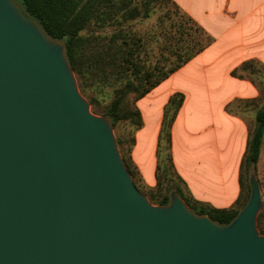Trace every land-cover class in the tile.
Here are the masks:
<instances>
[{
  "label": "water",
  "instance_id": "95a60500",
  "mask_svg": "<svg viewBox=\"0 0 264 264\" xmlns=\"http://www.w3.org/2000/svg\"><path fill=\"white\" fill-rule=\"evenodd\" d=\"M228 223L177 190L154 204L108 115L91 110L66 54L16 0H0V264H264L255 174Z\"/></svg>",
  "mask_w": 264,
  "mask_h": 264
},
{
  "label": "crops",
  "instance_id": "0c3cea01",
  "mask_svg": "<svg viewBox=\"0 0 264 264\" xmlns=\"http://www.w3.org/2000/svg\"><path fill=\"white\" fill-rule=\"evenodd\" d=\"M171 1L209 43L136 102L143 125L134 131L129 162L145 184H157L159 164L163 174L167 169L162 137L165 108L180 92L184 101L171 128L173 170L195 200L231 208L241 193L249 129L229 105L256 92L251 82L231 73L247 60L264 64V0Z\"/></svg>",
  "mask_w": 264,
  "mask_h": 264
},
{
  "label": "trees",
  "instance_id": "16d2710c",
  "mask_svg": "<svg viewBox=\"0 0 264 264\" xmlns=\"http://www.w3.org/2000/svg\"><path fill=\"white\" fill-rule=\"evenodd\" d=\"M16 1L31 17L40 22L50 38L65 41L68 60L80 77V83L83 88L90 85V83L119 87L117 95L104 109V114L110 116L114 127L120 122L128 121L135 129L140 128L143 125V117L141 111L136 106V102L178 70L209 43L204 44L186 57H179L178 61L168 68L158 63L147 65L138 52L139 46L142 45L140 37L136 38L129 32L123 31L114 32L109 37H102L95 33L91 35L84 33L91 26V23L102 27L108 23V20L115 18L123 9L125 11L122 13V16L125 19H133L139 16L141 14L139 7H128L131 4V0ZM231 74L236 76V69ZM183 101L184 94L180 92L175 93L166 105L164 113L162 137L166 139L167 159L171 168H174L170 152L171 128ZM263 137L264 103L257 111L256 127L248 140L247 150L243 158V162L253 166V169L256 168L261 154ZM117 139L120 145L122 139ZM133 142L134 139L132 138L131 143ZM124 158L133 177H135V169L128 161V158L126 156ZM161 168L162 165L159 164L157 173L158 182L160 180ZM167 174L168 170L166 169L164 171L165 177ZM135 183H137L136 180ZM240 186V196L235 206L231 208H216L205 205L195 200L179 185H175L174 190H177L197 213L207 214L215 221L225 224L238 214L239 210L249 199L251 184L248 187V193L244 195L242 192L241 174ZM170 193L169 190L162 193L161 187L158 184L157 187L150 188L147 195L154 203L167 204L170 201ZM263 216L264 210L260 212L258 217V226L262 233H264Z\"/></svg>",
  "mask_w": 264,
  "mask_h": 264
},
{
  "label": "rangeland",
  "instance_id": "374dc122",
  "mask_svg": "<svg viewBox=\"0 0 264 264\" xmlns=\"http://www.w3.org/2000/svg\"><path fill=\"white\" fill-rule=\"evenodd\" d=\"M130 2L131 4L128 7L137 6L141 9L139 16L133 19H125L122 16V13L125 11L123 9L122 12L115 18L108 20V23L102 27L91 23V26L84 33L86 35L95 33L102 37H109L117 31L129 32L136 38L140 37L142 45L139 46L138 52L141 58L146 61L147 65H155L158 63L165 66V68L176 63L179 57H186L193 53L209 40L185 12L171 0H131ZM75 74L78 79L80 91L89 100L92 112L105 115L104 109L117 95V89L119 87L90 83V85L83 88L80 83V77L76 72ZM235 77L251 82L256 88L253 96L237 97L229 105V109L240 116L248 126L250 138L256 127L257 111L264 103V64L256 59L247 60L236 68ZM114 131L117 138L122 139L119 147L120 149L122 148L121 153L122 155L124 153L123 157L126 156L128 158V150L132 144L131 139L133 138L135 127L128 121L120 122L114 127ZM163 145L165 146V152L163 153L164 163L168 169L166 177L161 171L159 182L155 186H148L143 182L137 171L134 170L136 171L134 181L136 180V185L146 195L150 188H155L158 184L161 187L162 193L168 190L172 192L175 185L183 187L185 191L183 182L169 165L166 156V141H163ZM240 174L243 194L246 195L248 193V187L250 185L249 177L255 174L259 180L264 198V137L256 168L253 169V166L242 161ZM262 222L264 223V216Z\"/></svg>",
  "mask_w": 264,
  "mask_h": 264
}]
</instances>
